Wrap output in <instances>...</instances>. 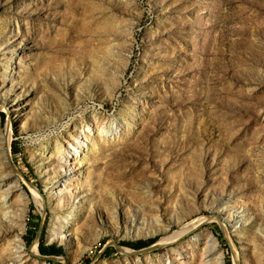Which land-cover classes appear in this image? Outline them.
<instances>
[{
    "label": "rangeland",
    "instance_id": "1",
    "mask_svg": "<svg viewBox=\"0 0 264 264\" xmlns=\"http://www.w3.org/2000/svg\"><path fill=\"white\" fill-rule=\"evenodd\" d=\"M41 219L66 264H264V0H0V264H64Z\"/></svg>",
    "mask_w": 264,
    "mask_h": 264
},
{
    "label": "bare ground",
    "instance_id": "2",
    "mask_svg": "<svg viewBox=\"0 0 264 264\" xmlns=\"http://www.w3.org/2000/svg\"><path fill=\"white\" fill-rule=\"evenodd\" d=\"M8 129H9V127H8ZM3 137H4V139H3V143H4L3 147H4V150H5L6 154L8 155V159H9L10 142H11V131L5 132L3 134ZM83 144H84L83 140H80L79 138H78V140H75L73 142H68L67 148L63 149V150H65L64 152H67V155H68L67 160H68V162H69L70 156H72V158L74 160H77L80 157L79 156L80 155V147H82ZM56 151H57L58 155L62 154V149H61L60 144L56 145ZM9 162H10V159H9ZM65 178L71 179V178H68V177H65ZM16 180H17V178H16ZM62 182H63L64 186L67 185V181H65V179H63ZM58 188H60V187H58ZM18 189L23 192L22 188L18 187ZM57 190H60V189H57ZM225 205H226V203H222V205L220 207H225ZM235 207L236 206L234 205V208ZM230 213L231 212H228V214H230ZM239 215L240 216L238 217V219L235 220L236 221L235 223H237L240 219L243 218V214L242 213L239 214ZM209 217L213 218V215H210ZM205 220L206 219H202L200 217L198 219H195V220L187 223L181 229L176 231L174 234L162 237L161 240H160L161 244L162 243L166 244V242H169L171 240H176L177 238L182 236L184 233L188 232V230H191V229L193 230V228L201 226L203 223L206 222ZM68 221L71 222V219L68 220ZM238 225L235 226L237 228L236 231H240ZM164 229H165L164 227H160L155 232H161V231H164ZM207 233H208L207 236L205 235L206 237L202 236L203 238L205 237L204 240L203 239H199L197 237V235H196L193 239H190L189 242H188V245H190V247H187L186 251L188 253L191 252V251L195 252V259H194V263L193 264H225V254H224V252L221 249H219L218 238L212 232H207ZM61 235H63V234H61ZM19 240H20V237H19ZM62 240H63V238H62ZM160 242L158 241V243H160ZM18 248H19L20 251H23L24 250L23 244L18 245ZM124 248L125 247L121 248V252L124 253V254H127V253L132 251L129 248H126V249H124ZM82 251H84V250H82ZM186 255H187V253H186Z\"/></svg>",
    "mask_w": 264,
    "mask_h": 264
},
{
    "label": "water",
    "instance_id": "3",
    "mask_svg": "<svg viewBox=\"0 0 264 264\" xmlns=\"http://www.w3.org/2000/svg\"><path fill=\"white\" fill-rule=\"evenodd\" d=\"M9 159H10V162L13 164V161H12V159L10 157V152H9ZM14 169L17 170V168L15 166H14ZM41 231H42V219H41V222H40V224H39V226L37 228V233H36L32 243H31V248L33 246H37L39 244L40 237H41ZM106 245L107 244H105V246ZM115 246H116V248L118 250L121 251L122 246L120 244L115 243ZM159 246H161V243L152 242L149 245H146L144 247L137 248V249H132V251L133 252L148 251V250H152V249L158 248ZM36 255L39 256L40 258H42L44 260H48V261H50V260H63L64 264H66V262H67V258L65 256L59 255V254H43V253L37 252Z\"/></svg>",
    "mask_w": 264,
    "mask_h": 264
},
{
    "label": "trees",
    "instance_id": "4",
    "mask_svg": "<svg viewBox=\"0 0 264 264\" xmlns=\"http://www.w3.org/2000/svg\"><path fill=\"white\" fill-rule=\"evenodd\" d=\"M12 152H18L17 147L13 144L11 147ZM41 240V239H40ZM154 240H150L147 243H144L143 241L139 242L138 244L143 246V245H148L151 242H153ZM124 244L130 245V246H134L133 242H124ZM139 245H135V246H139ZM39 251L41 253L44 254H59L62 251V247L60 245H55V244H44L42 241H39V245H38Z\"/></svg>",
    "mask_w": 264,
    "mask_h": 264
}]
</instances>
